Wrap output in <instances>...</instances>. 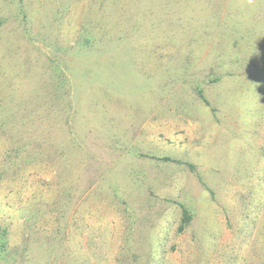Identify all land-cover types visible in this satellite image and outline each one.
Wrapping results in <instances>:
<instances>
[{
	"label": "rangeland",
	"instance_id": "374dc122",
	"mask_svg": "<svg viewBox=\"0 0 264 264\" xmlns=\"http://www.w3.org/2000/svg\"><path fill=\"white\" fill-rule=\"evenodd\" d=\"M260 65L264 0H0V264H264ZM40 122L90 152L69 212Z\"/></svg>",
	"mask_w": 264,
	"mask_h": 264
},
{
	"label": "trees",
	"instance_id": "16d2710c",
	"mask_svg": "<svg viewBox=\"0 0 264 264\" xmlns=\"http://www.w3.org/2000/svg\"><path fill=\"white\" fill-rule=\"evenodd\" d=\"M258 67L263 72V76L260 78L262 80L261 84L258 85L257 82L254 81V84H256L257 87H254V88H252V90L249 91V95L251 96V98H252V100L254 102L251 105H255L256 106L255 110L251 114H257V113L260 114L262 112V110H260L259 107L261 108V106L264 105V65H260ZM199 89H200L199 92L202 91L201 88H199ZM200 95H203V94L200 93ZM23 98H21V99H23ZM203 99H204V97H203ZM251 105H249L247 108H249ZM56 107L59 108L61 106H59V103H58V105L55 106L54 108H56ZM247 108H246V115L248 114V116H249L250 112H249V110H247ZM43 123L44 122H40V124L38 126L39 127L38 132H42V131L45 130V127H44ZM48 128H50V126H48ZM18 130L21 131V132L30 131L28 134H31V136L28 137L26 135L25 140L27 138H36V137H38L40 135V134L32 132V130H28V129L24 128L22 126V124H20ZM52 135H53V137L55 139L57 138V135H56L55 132H52ZM40 136L42 138L40 140V143L49 142L50 143V149H44L42 145L38 144L39 146H38L37 151L40 152V153L44 152V151H45V153H50V151L53 150V147H55V145L58 142L55 139L49 140L47 138V136H45V131ZM67 138H68V135H67V133H65V139L68 140V141H66L63 144V149L61 148L60 152L62 154H64V152L66 150L69 153L76 150L77 152L75 154L80 158V163L77 164V162H78L77 161V162H74L72 165L71 164H69V165L65 164V167L72 166V169L70 168L71 169L70 171L63 172L62 175H58V184H59L58 189L60 191L59 193L62 194L61 198H63V201H64L63 204L65 205V207H64V205H62V208L64 207V211L65 212H69L70 208H71V205L72 204H76L75 201H76V198L78 197L77 193H78V191L82 192V190H83V187L85 185V181L87 180V177H88L87 176V171H88L89 168L87 170H85V171H82L80 169V165L82 163H84L85 161L87 163L88 156L86 154L90 153V152H87V148H86L84 142L79 140V139H77L78 138L77 135L74 134L69 139H67ZM21 147H24V145H22ZM53 151H55V150H53ZM55 152H56V154H58V153L60 154L59 150L58 151L56 150ZM74 155L72 157H74ZM17 166H18V164H17ZM15 169H18V168L15 166ZM19 172H21V171H19ZM19 172L17 174H19ZM112 185H114V184H112ZM73 202H75V203H73ZM42 206L43 205L41 204V213H44V210L42 211V209H43ZM263 211H264V208H262V209H261V207L257 208L255 214L252 216V218H253L252 221H254V223L258 220V217H259L261 212H262L261 216L264 214ZM65 212H63V210L60 211L61 214H60V218H59V219L64 220V222H65V220L67 219V216H68V214H65ZM56 218L58 219L57 216H56ZM87 218H88V215H84V214H81V217H79V214H76L74 216L72 215V217L68 220V224H66V227H71V225L75 224L79 231H85V229L88 227L87 224L84 223V222H86ZM192 218H193V210L189 206H186V205L182 204V218H181V221L179 223L178 230L179 231H184L190 225V223L192 221ZM260 221H261V217H260ZM262 225L264 227V220H263V224ZM262 225H260V229H261ZM54 231H56V232L53 233L49 237L48 241H50L51 239H53V240L57 239L59 241V243H61L62 245H65L66 237L61 236L63 234V233H61V229H60V231L58 229H56ZM6 234H7L6 227L0 228V253H2L3 251L6 250V244H7ZM91 237L93 238V235ZM67 240L69 241V239H67ZM67 244H69V242ZM30 246H31L30 242H27V245L25 247H29L30 248ZM38 249L43 252L44 250H47V247L45 245L41 244V246L38 247ZM261 255L262 256L264 255V249L261 251ZM87 260H90V262L92 263L91 258L89 256H86V257H83V255L82 256H76L74 258V260H73V263L74 264H76V263L88 264Z\"/></svg>",
	"mask_w": 264,
	"mask_h": 264
}]
</instances>
